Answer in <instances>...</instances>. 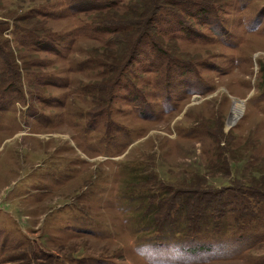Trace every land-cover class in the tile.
Instances as JSON below:
<instances>
[{"label": "rangeland", "instance_id": "obj_1", "mask_svg": "<svg viewBox=\"0 0 264 264\" xmlns=\"http://www.w3.org/2000/svg\"><path fill=\"white\" fill-rule=\"evenodd\" d=\"M153 3L0 0V264H264V0Z\"/></svg>", "mask_w": 264, "mask_h": 264}, {"label": "trees", "instance_id": "obj_2", "mask_svg": "<svg viewBox=\"0 0 264 264\" xmlns=\"http://www.w3.org/2000/svg\"><path fill=\"white\" fill-rule=\"evenodd\" d=\"M151 2H152V0H145V3L147 5V6L144 7L145 8L144 9L145 13H140V11H138V9H135V12H137V16L135 18L143 17L142 26H144V27H141V30L139 32H137V35L135 37L137 42H135V45L132 48L133 50L130 51V54L127 55L128 57H126V54H125V55H123L120 58L121 60H123L125 58V61H123L121 64H118L116 66H113L114 69L118 68L119 71H121V73L124 72V70L126 69V67L131 64L132 59L135 57L136 51H137L136 49H137V46L140 43L139 39H140L141 35H143V34H145V33L148 32L147 26H148V24H150V21H152L153 14L156 13V12H154V8H156V4L155 3L151 4ZM149 9H150V13H149ZM126 13H128V10L126 11ZM125 14H123V15L125 16ZM129 25H130V27H133V28L137 29L138 28V21L132 20V21H130V24L128 22H126L125 24H122L121 26H116L118 28H114L113 31H115V30L117 31L118 29L120 30V28H124V27H127ZM102 28H106V27H102ZM106 30H108V29H106ZM263 179L264 178H262V180ZM259 184L258 183L253 184V183L250 182V183H248V186H246L248 188H246V187L245 188L244 187H236L234 189H230V188L224 189L222 191V194H219V198H218V202H217V204H218L217 207L218 206H221L220 209L225 210L227 208L228 204H230L231 201L233 200L234 203H235V209L236 210L237 209L238 210L239 209H246L247 208L246 207V204H244L243 201L249 200V199L255 200L254 198H256V197H258V195H260L259 194L260 190H263L264 189L262 187H260L259 189H257L256 188L257 186H263L264 185V183H259ZM193 193L197 194V196H199L200 198L203 197V194L201 192L200 193L199 192H193ZM193 193H190V195H194ZM205 193L207 195V198L204 199L202 201V203L211 201V197L208 196V194H210L211 192L208 191V193L207 192H205ZM192 197L193 196H190L189 199H187V202H185V203H189V201H192L194 203V200H193ZM226 197L230 198L231 200H227ZM199 203L201 204V202H199ZM224 204H226L227 206H224ZM195 206L198 209L200 208V205H197L196 204ZM190 217H191V213L189 212L188 213V219Z\"/></svg>", "mask_w": 264, "mask_h": 264}]
</instances>
